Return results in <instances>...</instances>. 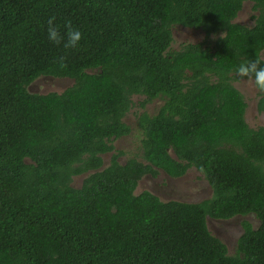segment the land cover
Returning <instances> with one entry per match:
<instances>
[{
	"label": "trees",
	"instance_id": "1",
	"mask_svg": "<svg viewBox=\"0 0 264 264\" xmlns=\"http://www.w3.org/2000/svg\"><path fill=\"white\" fill-rule=\"evenodd\" d=\"M50 18L76 47L48 40ZM178 28L201 37L173 47ZM263 49L264 0H0V264H264V126L234 84ZM46 77L71 82L30 90ZM190 169L200 201L140 186ZM216 220L241 229L232 253Z\"/></svg>",
	"mask_w": 264,
	"mask_h": 264
},
{
	"label": "rangeland",
	"instance_id": "2",
	"mask_svg": "<svg viewBox=\"0 0 264 264\" xmlns=\"http://www.w3.org/2000/svg\"><path fill=\"white\" fill-rule=\"evenodd\" d=\"M245 8L247 9L246 12H244V10H240L238 13V19L237 21L249 26L251 25L250 22L248 21H244V18L246 19L248 14L250 13L249 10L251 11L250 8V3L245 2L244 3ZM177 32V33H176ZM174 33H176V35L174 36V38H176L175 41H173L172 46L176 47L177 43L182 39L185 40H190V41H194L196 39H200L201 34L200 32H196L194 30H185L183 28H178V30H176ZM263 60H264V50L261 53L260 56ZM71 81H66V79H62V80H50V79H46V78H39L36 81H34L30 86V90L34 91V92H39V93H47L50 91H57L60 92L62 90H64L70 83ZM236 88H238L245 96V99L248 103L246 112H245V118L247 123L252 126L255 127L257 124L259 125H263L264 126V114H260L258 115L256 112V100L258 98L257 95V91L253 85V83L251 82L250 79H242L239 82L235 83ZM158 107V103L157 102H151L145 105V107H139L138 105H136L135 107H133V109H131V111L126 115L125 120L128 122V124H131V126H133V132L131 133L130 136L128 137H123L120 139H117L113 142L114 148L115 149H120V150H126L129 148L133 149V145L137 144V138L136 136L139 135V132L136 129V114H138L140 111H142L143 109H145L148 113H153L156 111V108ZM109 156H105L103 157L105 160L108 159ZM194 175V171L193 169L190 170L188 172V175L184 178H181L182 181H175L174 182V187H176V189L178 190V193L176 195L175 198L183 200V201H187L186 198L182 199L184 197V195H182V193L186 192L189 194H193V195H198L197 192V188L200 186V180H199V176L196 177V179L192 178L191 175ZM190 181H194L193 183ZM188 182V183H187ZM187 183V185H185ZM140 184L142 186H145V182H140ZM187 186V187H186ZM195 190H193V188ZM141 188V187H140ZM205 197H198L196 199H193L194 201H199L201 199H203ZM233 223H235L234 220H231ZM237 222V221H236ZM209 225V224H208ZM219 226L216 223H211L209 225V228L212 230L217 229ZM230 226H226L224 227V230L226 231L223 236H220L229 246L228 250L230 253L233 252V247H230L231 243L236 240H232V235L230 233L227 232V230L229 229ZM215 232V231H214Z\"/></svg>",
	"mask_w": 264,
	"mask_h": 264
},
{
	"label": "flooded vegetation",
	"instance_id": "3",
	"mask_svg": "<svg viewBox=\"0 0 264 264\" xmlns=\"http://www.w3.org/2000/svg\"><path fill=\"white\" fill-rule=\"evenodd\" d=\"M241 8L244 10V12H246L247 9L245 8L244 3H243V5H242ZM242 9H240V10H242ZM240 10H238V12H237V14L235 16L234 21H236V22H238L237 21V19H238L237 16H238V13H239ZM249 12L250 13L248 14L247 18L246 19L244 18V21L246 20V21L250 22L251 25H253V19H252L251 15L252 14H255L256 13V10H252L251 9V11L249 10ZM251 25H249V26H251ZM183 29L188 30L187 28H183ZM262 51H261V53H262ZM261 53H260V55H261ZM235 83H237V82H235ZM257 101H258V98L256 100V104H257ZM256 111H257V108H256ZM256 113L258 115L264 114L263 111L262 112H258L257 111ZM257 126H260V125L257 124L255 127H257ZM261 126H263V125H261ZM193 171H194V175L192 174L191 177L194 178V179H196V177L199 176L198 178H199V180H200L201 183H200V186L197 188L198 195H193L195 193H193V194H189V193H186V192L185 193L184 192L182 193V195H184V197L182 199L186 198L188 202L189 201L193 202L194 201L193 199H196V198H198L200 196L201 197H208L210 195V193H211V187L207 183V181L204 179V177L202 176V174L198 173L194 169H193ZM187 175H188V172L186 173V176ZM181 178H183V176L180 177V178H177V180L178 181L179 180L182 181ZM142 182H145V186H142L140 184V186L142 188L148 189V190H150V191H152V192L160 195L163 198L173 199V198L176 197V195L178 193V190L176 189V187H174V181L171 182L168 179V177L163 172H161L160 174H157L156 177H152L151 175L147 174V175L143 176ZM190 182L193 183L194 181H190ZM187 183L185 185H187ZM192 188H193V190H195L194 187H192ZM216 221L219 222V223H222V221H219V220H216ZM226 226H230L229 229L227 230V232L232 235V240L236 239L237 236L240 233V230H241L240 227L238 226L237 222L233 223L231 220L230 221H227V222L226 221H223L222 225L217 226L218 228L215 229V232L217 234H219L220 236H223V234L226 232L224 230V227H226Z\"/></svg>",
	"mask_w": 264,
	"mask_h": 264
},
{
	"label": "clouds",
	"instance_id": "4",
	"mask_svg": "<svg viewBox=\"0 0 264 264\" xmlns=\"http://www.w3.org/2000/svg\"><path fill=\"white\" fill-rule=\"evenodd\" d=\"M66 27H67V25H66ZM46 31H47V38H48V40L50 42H52L53 44H60L61 41L63 40V46L66 47V48H69V47L74 48V47H76L78 42H79V39H80L79 30L72 29V28H69L66 31L64 37H62L60 35L59 30H58V26L53 23L52 18H50L49 21H48V27H47ZM258 65H259V62L255 61V60L246 61V62L241 63L235 69V71L237 72V74L239 76L250 77L252 79V80L250 79L251 82L253 81L252 83H254L253 85H255L254 87H256L255 88L256 91L258 90V91L264 93V66H258ZM46 79L62 80V79H54V78H50V77H46ZM66 81H69V80H66ZM190 170H192V169H190ZM186 173L183 175L184 178L186 176ZM168 179L171 182L178 181L177 178H169L168 177Z\"/></svg>",
	"mask_w": 264,
	"mask_h": 264
}]
</instances>
